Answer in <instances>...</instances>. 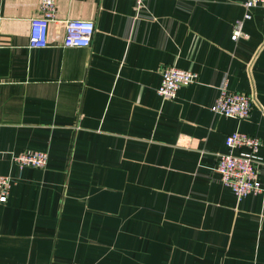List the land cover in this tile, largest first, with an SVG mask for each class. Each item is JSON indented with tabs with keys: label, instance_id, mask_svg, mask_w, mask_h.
<instances>
[{
	"label": "crops",
	"instance_id": "1",
	"mask_svg": "<svg viewBox=\"0 0 264 264\" xmlns=\"http://www.w3.org/2000/svg\"><path fill=\"white\" fill-rule=\"evenodd\" d=\"M245 1L56 0L91 45L51 24L32 49L42 0H0V264H264V194L238 200L216 171L227 135L264 142V8L246 20ZM169 66L199 75L174 100ZM223 88L252 96L248 119L212 112ZM26 151L47 166L19 168Z\"/></svg>",
	"mask_w": 264,
	"mask_h": 264
},
{
	"label": "built area",
	"instance_id": "2",
	"mask_svg": "<svg viewBox=\"0 0 264 264\" xmlns=\"http://www.w3.org/2000/svg\"><path fill=\"white\" fill-rule=\"evenodd\" d=\"M136 8H143L148 0H133ZM244 19H252V10L264 8V0H246ZM243 22L238 21L234 27V37L243 34ZM29 45L32 49L46 48L49 45V29L51 24L64 28L63 45L66 48H87L91 45L96 27L93 21L86 19H59L56 0H42L37 16L31 18ZM197 72L169 66L162 72V82L158 94L164 100H174L178 91L196 83ZM215 114L238 120L248 119L253 111V98L248 94L237 93L223 88L211 107ZM227 151L219 156L216 171L222 183L229 187L238 200L250 195L264 194V184L261 182L260 167L263 165L260 151L264 142L257 136L236 131L226 136ZM244 149L240 153L237 150ZM14 162L19 168H45L48 164V154L44 151H26L16 157ZM12 180L0 175V204L8 201Z\"/></svg>",
	"mask_w": 264,
	"mask_h": 264
}]
</instances>
